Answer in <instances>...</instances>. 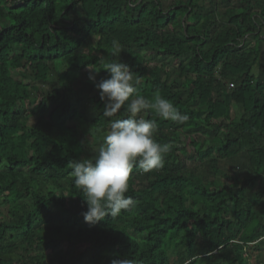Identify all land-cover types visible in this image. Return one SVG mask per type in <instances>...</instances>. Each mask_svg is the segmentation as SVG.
Instances as JSON below:
<instances>
[{"label":"trees","instance_id":"16d2710c","mask_svg":"<svg viewBox=\"0 0 264 264\" xmlns=\"http://www.w3.org/2000/svg\"><path fill=\"white\" fill-rule=\"evenodd\" d=\"M262 42L264 0H0V264H251L264 253ZM116 60L139 95L188 120L141 114L169 146L164 166L134 165V205L88 224L70 163L92 158L116 118L89 79ZM221 159H236L232 173Z\"/></svg>","mask_w":264,"mask_h":264},{"label":"clouds","instance_id":"9594fccd","mask_svg":"<svg viewBox=\"0 0 264 264\" xmlns=\"http://www.w3.org/2000/svg\"><path fill=\"white\" fill-rule=\"evenodd\" d=\"M116 52L121 48L115 40ZM106 78L96 82V70L92 69L89 79L99 91L104 103L103 116L109 119V126L92 158L76 160L70 163L73 183L83 193L87 211L83 212L85 223L95 224L110 215L117 217L122 210L134 205L129 190L130 174L133 166L147 173L164 166V154L167 144L158 143L153 136L155 122L144 118L146 110L178 124L188 120L167 99L156 96L154 102L137 93L130 66L121 61L104 63ZM123 109V112L121 111ZM197 259V257H192ZM111 264H137L136 260L125 256L114 258ZM185 264H191L189 260Z\"/></svg>","mask_w":264,"mask_h":264},{"label":"rangeland","instance_id":"374dc122","mask_svg":"<svg viewBox=\"0 0 264 264\" xmlns=\"http://www.w3.org/2000/svg\"><path fill=\"white\" fill-rule=\"evenodd\" d=\"M252 45H254V41H252L249 46H252ZM260 59L264 60V42L261 43ZM64 70H65V67H63L62 65H60V64L55 65L53 67V72L50 73L51 75L49 76L51 82H53L54 84H57V81L61 77V75L64 73ZM95 70L98 71V72L94 73L95 77H96V81H98L99 75L101 74L102 71L100 69H98V70L95 69ZM39 86L41 88L45 89L46 91H48L50 85H48V83H47V84H40ZM81 87H82V84H81ZM87 88H88V84H84L83 90L86 91ZM96 93H98V90L93 88L91 95H94ZM73 102H74L75 106L77 107V110L80 113H82V111H85L87 108V105H88V103L86 101H84V102L79 101L76 96L73 97ZM35 120H36L35 117L32 116L31 118H29L28 121L30 124H33L35 122ZM68 124H70L72 126L76 125L77 127H79V129H82V127H83L82 121H79L78 123H76L75 121L70 120V121H68ZM262 146H264V141L262 143ZM235 162H237L236 159H233L231 161L221 159L220 164H219L220 171H222L223 173H232V169H234L235 166L237 165V163H235ZM218 180L223 183L227 180V176H225L224 174H220ZM249 261L251 264L262 263L264 261V253H259V252L252 253Z\"/></svg>","mask_w":264,"mask_h":264}]
</instances>
